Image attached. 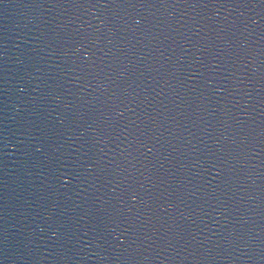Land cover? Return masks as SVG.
<instances>
[{
  "label": "water",
  "instance_id": "1",
  "mask_svg": "<svg viewBox=\"0 0 264 264\" xmlns=\"http://www.w3.org/2000/svg\"><path fill=\"white\" fill-rule=\"evenodd\" d=\"M0 264H264V0H0Z\"/></svg>",
  "mask_w": 264,
  "mask_h": 264
}]
</instances>
